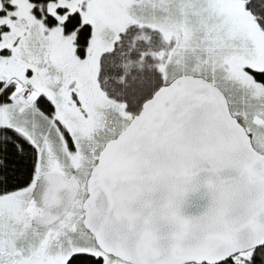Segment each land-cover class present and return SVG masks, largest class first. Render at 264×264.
<instances>
[{
  "label": "snow or ice",
  "instance_id": "snow-or-ice-1",
  "mask_svg": "<svg viewBox=\"0 0 264 264\" xmlns=\"http://www.w3.org/2000/svg\"><path fill=\"white\" fill-rule=\"evenodd\" d=\"M0 264H264V0H0Z\"/></svg>",
  "mask_w": 264,
  "mask_h": 264
},
{
  "label": "water",
  "instance_id": "water-1",
  "mask_svg": "<svg viewBox=\"0 0 264 264\" xmlns=\"http://www.w3.org/2000/svg\"><path fill=\"white\" fill-rule=\"evenodd\" d=\"M208 197L203 193L195 194L189 197L184 211L186 214H199L204 210Z\"/></svg>",
  "mask_w": 264,
  "mask_h": 264
}]
</instances>
